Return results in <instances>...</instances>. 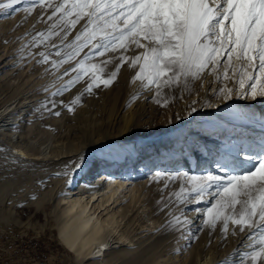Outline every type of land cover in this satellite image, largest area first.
<instances>
[{
	"label": "rangeland",
	"instance_id": "rangeland-1",
	"mask_svg": "<svg viewBox=\"0 0 264 264\" xmlns=\"http://www.w3.org/2000/svg\"><path fill=\"white\" fill-rule=\"evenodd\" d=\"M0 3H8V0H0ZM33 3L34 0H20V3L13 5L11 8L0 9V57L3 55H11L7 60L11 63V66L9 68H4L3 65L0 66V68L3 67L0 78L7 73L6 71H9V75L7 76L8 79H3L2 82H0V121L7 113L12 114H7L6 117L9 119L21 117L23 115V118L28 120V122L21 123L24 132L23 142L33 145L43 153V155L39 157L38 164L47 162L46 165L52 166L55 162L52 163V161H50L52 159L50 153L56 145V142L59 144L60 142L61 144L73 142L79 147L82 142L84 143V138H82V142L79 140L78 142L75 140L65 142V139L68 140V138H74V133H77V135L79 134L81 137L90 136L92 130L110 123L111 119H109L107 115L106 120L100 119L102 111L99 109L103 107L102 100L109 95L108 91L110 89H116L117 87L119 88L121 84H117L116 80H114L109 86H105L101 83L99 87H94L91 93H86L85 88L87 83L90 82V79L89 77H85L82 82L77 83L70 90L63 92V94L59 96L53 97V93L58 89H61L63 85L76 75V73H72L70 76H63L65 70L73 67L76 62L73 61L62 65L58 71L52 69L50 63H38L42 58L39 53H48L49 51H52V49L44 46L29 47V45L33 44V37L36 36L37 33H47L52 22L48 21L45 23L44 21H47V17L48 15H51L52 10L44 9L39 6L33 8ZM41 16H43V20H41ZM83 23L84 22L81 21L80 24L76 26V29L68 37L69 41L72 40L78 31H80ZM58 42L59 37H54L50 41L52 44ZM137 50L138 49H134L128 52H136ZM85 51H87V49ZM113 55L115 54L107 53L105 57H96L90 62L100 63L102 60ZM50 59L59 60L61 57L52 56ZM107 70L106 67L103 73V78H109V72ZM208 76V80L210 81L201 88L199 95L194 97V99H200L198 106L201 115L204 116L203 121H199L197 124L194 123V126L192 124V127H190L188 125L189 123L186 121V117L190 116L192 109L184 103H181L182 106L174 111V114L165 116L164 118L159 115L157 117L156 112H151L150 114L152 117L158 118V122H163L162 124L170 121L166 127L167 129H164L166 134L169 133V130L174 129L177 126H184L187 129L185 138L181 142V147L185 150L182 148L180 150L181 152L183 151L184 154L187 153L189 148V141L192 142L195 140L198 144L199 149L195 153L193 152L194 154L192 153L193 155L190 157H186L189 158V161L185 164L181 162L174 169L171 167L172 164H167L169 169L167 174L176 176L177 174H180V171L186 169L189 176L185 177L180 184L173 181L168 183L161 180L157 183L150 184L153 185L150 188H147V185L143 186V189L137 193V197H141L140 203L136 204L137 206L132 204L131 209L135 206V209L132 210L133 213L136 210H139V215H137L139 222H141L139 224L144 223L143 225L148 227L150 226V219L152 217V208H154L153 206L156 204H160V208L166 211L165 213L169 220H172L173 216L180 217L181 219L187 217V220L189 218L193 219V224L186 223L183 225V228L179 233L172 238V244L176 245V248L172 250L173 261L178 264L189 263L190 252L195 247L199 233L202 229H205L203 227L210 229L211 234L213 233L212 235L209 233L210 238L207 239L208 244L206 249L212 247V252H215L217 255L222 253L221 255L225 256L227 254V264H241V261H245V264H249L250 261L248 258H244V255H242L244 252L247 253L249 249L237 253V250L240 249L239 244L243 239L242 236L247 233V231L241 233L237 226L229 223L228 231L225 233L222 226L223 221L218 222L213 230L210 225L205 223L207 216L204 214L203 210L211 206L215 196L214 188L210 190L213 193V196H206L204 200L198 204L182 203L180 198L176 195L181 192V190L179 191L178 189L190 188L191 177H200L206 175L208 172H212L216 175L224 176V183H227V177L229 175H239L246 170L252 169L255 161L242 159L247 155L257 156V153L260 151L259 145L264 141V97L243 98L240 95L239 85L235 80V85L233 87L234 94L231 101H229V104L226 105L225 109H222V106H217L218 101L221 99L219 96V89L227 87L226 83L230 80L221 82L211 74ZM249 83L250 82H246V87ZM45 89H47V91H45ZM141 91L142 93L139 94V97L143 98L146 92L151 91L149 93L151 94L155 89L154 87L145 88ZM26 93L27 97L36 94L37 97H35V99H37V102L31 104L33 107L30 105L31 107L23 110H20L19 108L15 109L19 102L18 100L24 97ZM79 95L80 97L85 95L83 96L85 98L81 97L82 99L78 103L73 104L72 102ZM49 98L57 101L56 107H52L49 103ZM59 101H63L64 104H59ZM173 101L176 103L177 99ZM131 102L132 100L126 106L119 122H123L125 119L130 118V116L138 109L135 108L136 104ZM244 104L248 105L243 107ZM34 105L37 107H34ZM69 106L73 108V111H68ZM90 108L91 110L89 111ZM117 108L118 105L111 108V111H117ZM97 110H99L100 113L97 112L98 114H96ZM55 112H60L61 114L56 116L54 115ZM110 113L111 112H109V115ZM83 120L90 121L84 123ZM30 121L33 122V127L27 130V123ZM81 121H83V123L80 125L79 122ZM254 122H256V124H253ZM239 123L242 124L244 128L236 131L237 129H235L234 125L237 126ZM228 124L232 125L231 128H228ZM2 125H5L4 122L0 123V131L11 128L9 126L1 127ZM17 127L19 126H16L15 128ZM251 127L254 128L252 130L255 132L253 134V140L251 141L255 143L252 148H250V141L249 143H245L246 137L249 136L247 133L248 128L251 129ZM82 130L84 131L82 132ZM210 130L215 133L213 136L207 135V137L210 138L209 141H215V148H218L217 152L213 149V151L211 150V153L216 152L217 157L209 158V162H203V166L200 167L202 164H197L195 154L198 153L199 161L205 160L201 157L206 147V144H203L202 134H208ZM252 130H249V132L251 133ZM193 131H198V133L197 136L192 138ZM200 133L201 135H199ZM171 134L172 133H169L167 136L171 138ZM185 139L188 140L184 141ZM154 143L155 141L152 142V144ZM6 144V140L0 135V264H77L74 254L60 242L58 231L55 227V218L52 214L53 204H42V207L39 209L32 205L35 202L44 203L47 201L46 198L48 199L52 191L55 189V184L50 182L54 176H50L49 178L41 176V173L45 170L43 166L32 163L30 161L32 158L21 153H19V155L23 157V160H10ZM163 148L164 146H145L142 148L141 145H137L135 146V152L141 150L140 152L138 151L140 155L137 154L138 156L136 155L137 158L135 159H132L133 157L131 158L130 155H127L129 157H123L124 160L122 158L119 163L122 164L123 162L125 164L122 165L125 166L127 164L131 166L132 163L139 164L143 161V158L151 156L152 151L156 150V153H162L164 150ZM223 149H225L226 154L219 155V151H222ZM15 152L18 151H12V153ZM190 152L191 150L189 153ZM45 155H49V158H45ZM161 155L166 154L162 153ZM176 155L180 156L179 152L176 153ZM189 155L190 154H188V156ZM160 158L162 159V156ZM212 158L215 159L210 161ZM92 159V165L87 166L83 173L81 170L78 171L80 176H78L76 182L77 188L81 187L80 185H83L88 179L94 181L100 173H105V169H102V164L104 165V160H106L104 159L103 153L101 156L98 154ZM161 159L152 163L151 166H153L152 169H150L151 171L148 170L146 174L142 173L138 175V173L135 172L136 169L132 170L131 167H128V169L131 170L123 174L120 173V177L126 181L132 176H135V179L139 178V180H137L138 183H148L152 179L150 173L153 170L166 169L164 168V163H160L163 162ZM56 160L57 159H54L53 161ZM217 163L221 164L222 167L217 168ZM137 164L134 168H137ZM212 165H214V167H212ZM214 168H217V170H213ZM92 171L95 172L93 173ZM57 178L58 177H55V179ZM177 185L178 187L176 188ZM129 203L128 197L122 206L126 207ZM165 205H167V207H165ZM112 209L113 208L111 207V210ZM197 209H199V211H197ZM239 210V206H237V211ZM113 211L116 213L119 212L116 217L120 216L121 210H119L118 207ZM132 211L131 214L129 213V216H132ZM103 214H105V212H103ZM197 220H199L198 224L194 225ZM123 227L124 224L122 228ZM144 230L150 231V229L146 227ZM214 242L219 244L220 250H218V248L216 249ZM250 242L252 241H249V243ZM254 243L257 244L258 239L255 240ZM127 244L128 243H126V245ZM166 264H172V261L166 262Z\"/></svg>",
	"mask_w": 264,
	"mask_h": 264
},
{
	"label": "snow or ice",
	"instance_id": "snow-or-ice-1",
	"mask_svg": "<svg viewBox=\"0 0 264 264\" xmlns=\"http://www.w3.org/2000/svg\"><path fill=\"white\" fill-rule=\"evenodd\" d=\"M18 3L20 0H8L0 3V9ZM37 6L52 10L44 21L52 22L47 33H37L29 45L52 49L39 53L42 58L38 63H50L58 71L62 65L76 62L63 76L76 75L53 97L70 90L85 77L90 79L86 93L101 83L109 86L124 63L138 68L133 82L140 81L144 88L154 87L158 104L165 89H188L204 79L206 73L221 82L235 77L243 98L264 97V0H34L32 7ZM81 21L84 23L80 31L69 41ZM54 37H59V42L52 44ZM134 49L143 51L134 57L126 55ZM107 53L115 55L100 63L90 62ZM52 56L61 59L52 60ZM117 60L120 63L109 78H103L107 65ZM246 82H250L247 87ZM233 91L230 87L221 88L219 96L231 99ZM80 99L77 96L72 103ZM49 103L57 106L55 99L49 98ZM68 111L73 108L69 106ZM259 148L257 156L244 157L255 161L253 168L229 175L227 183L224 176L208 172L191 177L190 188H182L176 194L182 203L198 204L206 196H213L210 190L214 188L213 202L203 210L207 216L205 223L215 228L223 221L225 233L231 223L241 233L247 230L249 240L258 239L260 246L250 245L254 250L245 254L252 264H264V141ZM216 167L222 165L217 163ZM168 223L180 229L188 220L173 216Z\"/></svg>",
	"mask_w": 264,
	"mask_h": 264
},
{
	"label": "bare ground",
	"instance_id": "bare-ground-1",
	"mask_svg": "<svg viewBox=\"0 0 264 264\" xmlns=\"http://www.w3.org/2000/svg\"><path fill=\"white\" fill-rule=\"evenodd\" d=\"M140 51H143V49H138L136 52L131 53L127 52L126 55L129 57H134L135 54ZM9 57H11V55L1 56L0 66L3 65L4 68H9L11 66V63L7 61ZM119 63L120 61L117 60L116 62L107 65V71L109 72L108 76H110V74L116 69L117 64ZM2 70L3 67L0 68V74ZM137 71L138 68L134 69L128 63H124L123 66L120 67V71L115 80L117 84L119 83L121 85H118L119 88L117 87L116 89H110L108 91L109 95L104 100H102L103 107L99 109L102 111L100 114V119L106 120L107 115L109 119H111L110 123L98 129L92 130L90 136L81 137L79 134L77 135V133H74V138L71 137L72 139H65V142L71 140H75L77 142L79 140L82 142V138H84V143L82 142L79 147H77L73 142H67L66 144H61V142L59 144L56 142V145L53 147V150L50 153L52 158L50 161H52V163L55 162L53 165L51 164L52 166L46 165L47 162L38 164L39 157L42 156L43 153H41L33 145L23 142L24 132L22 129V124L23 122H28L26 118H23V115L21 116L22 118L15 117L13 119H9L6 117L8 114L7 113L1 118L0 121V123L4 122L5 124L1 127H11L0 131V135L7 142L6 146L8 148L10 160H23V157L19 155V153H21L32 158L30 160L32 163L43 166L45 170L43 173H41V176H46V178L54 176L50 182L55 184V189L52 191L48 199L46 198L47 201L44 203L35 202L32 205L39 209L42 207V204H53L52 214L55 218V227L58 231L60 242L74 254L77 264H166V262L170 261H172V264H178L173 261L174 258L172 256V250L176 248V245L172 244V238H174L179 233L183 226L180 229L170 226L168 222L171 220H169L168 216L166 215V211L160 208V204H156L153 206L154 208H152L153 212L149 227L143 225L144 223L139 224L141 223L137 218V215H139V210H136L133 213L132 210L135 209V206H133L134 208L131 209V205L140 203L141 197H137V193L143 189V186L147 185V188H150L153 186L150 184L157 183L161 180L168 183L173 181L177 182V184H180L186 177L184 176V173H187L189 176V173L186 171V169L180 171V174H177L176 176L167 174L169 172L167 164H172L171 167L173 169L181 162L185 164L187 161H189V158L186 157H190L199 149L198 144L195 142V140L192 142L189 141V148L187 153L184 154L183 151L181 152L180 150L181 148L183 149V147H181V142L185 138L187 129L184 126H177L172 130L168 129L169 133H172V137L169 138L167 136L169 133L166 134L164 129H167L166 127L170 121L164 122L165 124H162L163 122H158V118L152 117L150 114L151 112H156L157 117L159 115L164 118L165 116L174 114L173 112L182 106L181 103H184L191 109H196L194 112L191 110L190 116L186 117V121L189 123L188 125L190 127H192V124L194 126V123L197 124V122L203 121L204 116L201 115V111L198 106L200 99L197 100L194 99V97L198 96L201 88H203L210 81L208 80L209 74L206 73L204 79L196 81L194 85L190 86L188 89H165L158 98L161 101V103L158 104L155 102L157 99L155 97V91L151 94H149L151 91L146 93L144 92L145 96L143 98L139 97V94L142 93L141 90L145 88L141 86L140 81L137 80L133 82V77L136 75ZM6 72L7 73H5L0 78V82H2L3 79H8L7 76L9 75V71ZM229 80L230 81H227L226 83L227 87L233 88L235 85V77ZM35 95L32 94L29 95L30 97H27L26 93L24 97L18 100L19 102L17 103L15 109L19 108L20 110H23L31 107V104L37 102V99H35L37 95ZM83 96L81 97L85 98ZM133 97L138 98L133 99ZM176 99L177 102L175 103L173 100ZM131 100V103H135V108L138 109L134 113L132 112L133 114L131 113L132 115L130 118L125 119L123 122H119L126 106ZM229 101H231V99H220L217 106H222V109H225L226 105L229 104ZM165 104L166 106H164ZM117 105V111L112 112L111 108ZM247 105L248 104H244L243 107H246ZM34 107L37 106L34 105ZM90 110L91 108L89 111ZM99 110L96 111V114L100 113ZM109 112H111L110 115ZM8 115L12 114L9 113ZM83 121L84 123H88L90 120ZM83 121L79 122L80 125L83 123ZM240 123L237 125L240 127L234 125L235 129H237L236 131H238V129L244 128ZM253 124H256V122ZM16 126L19 127L15 128ZM231 126L232 125L228 124V128H231ZM32 127L33 122L30 121L27 123V130ZM252 129L254 128H248L247 133L249 136L246 137L245 143H249V141L251 142L253 140V134L255 132ZM249 130H252V132L250 133ZM83 131L84 130H82V132ZM210 132L208 134H202V139L204 142L203 144H206V147L201 157H203L205 160L199 161V155H197L198 153L195 154L197 164H202L200 167H202L203 162H207L209 158L217 157L216 152L218 148H215L216 143L215 141H209L210 138L207 137V135L213 136L215 132L211 130ZM197 133L198 131H193L192 138L197 136ZM199 135H201V133ZM186 140L188 139H185L184 141ZM153 141H155L154 144H152ZM254 144V142H251L250 148H252ZM137 145H141L142 148L145 146H164L162 153H165L166 155H161L162 153L159 152L156 153V150L152 151L151 156L143 158L142 162H138L139 164L136 163L137 168H134L136 164H133L132 162L131 166L128 164L126 166L122 165L125 164L123 162L122 164L119 163L121 162V159L127 155H130L131 158L133 157L132 159L137 158V154L140 155L139 152L141 151L138 150L139 152H135V146ZM213 149L216 150L215 153H211ZM14 150L18 152L12 153ZM190 150L191 152L189 153ZM178 152L180 156L176 155ZM225 152V149H223L222 151H219L218 154L224 155L226 154ZM102 153L104 155V159H106L104 160L105 164H102V169H105H103L105 173H100V175H98L94 181L88 179L87 182L85 181L83 185H80L81 187L77 188L76 182L78 180V176H80L78 171L81 170L83 173L87 166L92 165V158L98 154L101 156ZM188 154L190 155L188 156ZM48 156L45 155V158ZM161 156L162 159L160 158ZM215 158H212L210 161H213ZM54 159L57 160L53 161ZM159 159L163 161L160 163H164L163 165L166 169H159L156 171L153 170L154 172L152 171L150 173L152 179L148 183H138L137 180H139V178L135 179V176H132L126 181L120 177V173L123 174L131 170L128 169V167H131L132 170L136 169L135 172L138 173V175L142 173L146 174L148 170L152 169L153 165L151 166V164ZM212 167H214V165H212ZM213 170H217V168H214ZM95 171L92 172L94 173ZM55 177L58 178L55 179ZM177 187L178 185L176 188ZM178 190L180 191L181 189ZM128 197L130 203L128 206L126 205V207H123L122 204H124V201H126ZM111 207L113 208L112 210ZM117 207L119 210H121L119 217H116L119 212L116 213L113 211ZM131 211L132 216H129ZM103 212H105V214H103ZM192 220V218H189L188 224H191ZM198 222L199 220H197L194 225L198 224ZM123 224L124 227L122 228ZM145 227L149 228L150 231L144 230ZM203 228L205 229H202L200 233L198 232V240L194 249H192L190 252V261L188 264H227V254L225 256L221 255L222 253L217 255L215 252H212V247L206 249L208 244L207 239L210 238L209 233L211 234V232L210 229L206 227ZM247 237L248 232L243 234V239L239 244L240 249L237 250V253H240L245 249H249L248 252L253 251L254 249L250 247L252 244H255L257 248L260 246L258 243H254L255 240H249ZM248 240L252 242L249 243ZM126 243L128 244L126 245ZM217 244V242H214L216 249L218 248V250H220L219 244ZM245 254V252L242 254L244 255V258L247 257ZM251 263L252 262L250 261L249 264Z\"/></svg>",
	"mask_w": 264,
	"mask_h": 264
}]
</instances>
